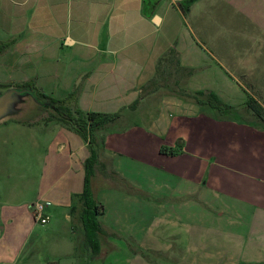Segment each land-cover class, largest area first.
Wrapping results in <instances>:
<instances>
[{
	"label": "crops",
	"instance_id": "1",
	"mask_svg": "<svg viewBox=\"0 0 264 264\" xmlns=\"http://www.w3.org/2000/svg\"><path fill=\"white\" fill-rule=\"evenodd\" d=\"M181 1L0 0V42L11 43L0 54V84L36 81L57 99L77 90L82 112L120 113L94 133L92 177L104 206L101 243L130 236L137 247L111 240L114 264H149L148 252L171 253L174 264H264V124L232 118L250 97L240 51H264V0H196L188 14ZM173 47L194 71L186 89L213 92L232 109L165 89L140 100ZM43 114L0 124V264L35 251L28 246L38 230L36 203L66 211L71 224L77 210L83 230L79 195L90 148ZM136 205L160 216L134 239ZM81 244L92 254L84 230Z\"/></svg>",
	"mask_w": 264,
	"mask_h": 264
},
{
	"label": "trees",
	"instance_id": "2",
	"mask_svg": "<svg viewBox=\"0 0 264 264\" xmlns=\"http://www.w3.org/2000/svg\"><path fill=\"white\" fill-rule=\"evenodd\" d=\"M149 0H145L146 4ZM196 0H184L178 3V6L185 14H188L192 4ZM10 42H0V54L4 52L10 45ZM193 70L182 67L180 64L179 53L175 47L170 49L162 58L159 59L157 65L156 76L143 87L141 99L145 96L165 89L170 93L193 100L200 106H210L220 112L232 109L231 106L225 104L213 92L199 91L190 93L182 81H187ZM173 82L174 85H171ZM1 87L16 86L23 89L35 91L36 96L44 103L56 107L57 112L53 113L47 109H43L44 113L48 112L46 122H58L64 126L76 131L91 151L90 157L86 160V174L84 179V188L79 195V201L82 205L80 220L84 230V245L91 251L92 256L98 257L102 251L101 236L104 230L98 220V216L104 212V206L94 198L92 190V177L94 175L95 166L99 162V144L94 138V133L103 129L107 125L116 121L120 113L102 114V113H84L77 106V90H74L66 99H57L44 93L36 84V81H29L21 84H0ZM175 86V88L173 87ZM139 100L130 106V109H136ZM248 108L264 123V106L255 96H250L247 101ZM161 153L165 155H175L173 149L167 147L161 148Z\"/></svg>",
	"mask_w": 264,
	"mask_h": 264
},
{
	"label": "rangeland",
	"instance_id": "3",
	"mask_svg": "<svg viewBox=\"0 0 264 264\" xmlns=\"http://www.w3.org/2000/svg\"><path fill=\"white\" fill-rule=\"evenodd\" d=\"M215 28L218 29V33L221 34L220 28L217 26ZM255 37H257V35H255ZM243 45L248 46L250 45V43L248 42V40H245ZM240 53H242L241 57L246 63L244 65L246 73L244 74L245 81L243 83L248 89L249 95L255 96L264 106V51L251 49L241 50ZM246 54L250 57H244V55ZM185 83L186 81L183 80L182 85H185ZM171 85H174L173 82ZM173 87L175 88V86ZM206 109L210 108L206 107ZM210 111H212V109H210ZM244 111L246 113L241 112L238 115L233 114L232 118H242L250 122L264 124L259 118L255 116V114L248 108V106ZM47 117L48 112L44 113L42 117H39V119H46ZM128 188L129 190H131L130 187ZM137 193L138 192L135 191V194ZM50 208L51 210L48 212V214L50 215L51 221L46 225L37 223L38 230L36 231V235L31 240L28 246L29 251H32L34 249L35 251L33 253L23 255V258L21 260L22 264H114L110 257L111 250L109 243L112 242L113 239H107V241L104 242L102 240V254H100V256L98 257H94L92 256V254H90V252H87L86 249L83 248L82 244L81 246H79L83 236V230L80 231L79 226L75 224V216L77 215V210L72 211L71 224V222L66 218V211L61 209L57 214V212H53V210L55 209L54 205H52V207ZM51 213H53V215H51ZM133 213H135L136 215V217H134L136 232L134 235V239L142 237V235L145 233V230L153 227L155 220L160 216V212L150 211L148 209L143 210L138 205H136V207L134 208ZM73 226L75 227L74 231H72ZM49 227H51L52 229H49ZM37 235L38 240H36ZM129 237H116L117 240L113 241L114 243H112L114 246L117 245V243H121L125 248L130 247L135 251L137 249L136 245L134 244L135 240H133L132 237ZM170 254L171 253H169L168 255H155L148 252L143 255L144 257H146V260L143 261L149 264H174L175 260L173 256H170ZM122 255H126L125 252H123ZM157 256H159V258ZM21 262L19 264H21Z\"/></svg>",
	"mask_w": 264,
	"mask_h": 264
},
{
	"label": "water",
	"instance_id": "4",
	"mask_svg": "<svg viewBox=\"0 0 264 264\" xmlns=\"http://www.w3.org/2000/svg\"><path fill=\"white\" fill-rule=\"evenodd\" d=\"M47 109L56 113V107L42 102L35 91L16 86H0V124L6 121H24L35 118Z\"/></svg>",
	"mask_w": 264,
	"mask_h": 264
},
{
	"label": "built area",
	"instance_id": "5",
	"mask_svg": "<svg viewBox=\"0 0 264 264\" xmlns=\"http://www.w3.org/2000/svg\"><path fill=\"white\" fill-rule=\"evenodd\" d=\"M52 204L50 203H36L33 206V215L36 223L46 225L50 222V215L48 212L51 210Z\"/></svg>",
	"mask_w": 264,
	"mask_h": 264
}]
</instances>
